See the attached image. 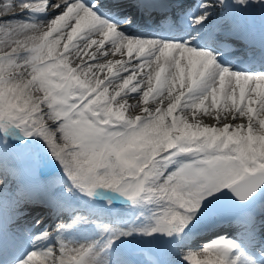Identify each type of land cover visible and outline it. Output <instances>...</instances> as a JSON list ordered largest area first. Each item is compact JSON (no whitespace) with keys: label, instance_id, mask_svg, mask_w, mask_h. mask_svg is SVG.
I'll return each instance as SVG.
<instances>
[{"label":"snow or ice","instance_id":"1","mask_svg":"<svg viewBox=\"0 0 264 264\" xmlns=\"http://www.w3.org/2000/svg\"><path fill=\"white\" fill-rule=\"evenodd\" d=\"M236 2L244 5L247 0ZM44 6L21 4L19 8ZM96 6L56 0L53 10L60 9L59 15L47 25L30 31L11 22L4 26L0 126H25L29 135L43 137L75 186L89 195L96 189H110L133 202L145 195L164 202L166 207L147 235L181 231L206 194L227 188L243 200L264 184V73L231 72L217 65L211 53L180 43L126 37L98 17ZM208 15L198 17L196 23ZM106 42L113 53L135 54L143 63L131 66L126 77L101 78L105 69L119 74L130 67L128 62L108 59ZM17 53L25 54L22 63L11 58ZM81 53L95 64L84 63ZM145 67L141 81L133 84ZM145 81L143 91L140 85ZM110 86L114 93L109 92ZM125 90L142 92L133 107L139 108L143 100V118H125ZM150 96L162 97L155 108L147 107ZM165 99L167 105L161 106ZM178 108L183 118L174 116ZM199 111L215 114L222 126H201L195 116ZM221 114L224 120L231 115L247 122L231 127L223 123ZM52 124L57 127L49 130ZM181 154L194 159L157 183L162 174L157 169L160 158L170 160ZM233 247L230 241L210 245L195 264H230ZM98 255L92 249L63 250L50 258L31 253L21 264H86V258ZM187 259L190 262L192 256Z\"/></svg>","mask_w":264,"mask_h":264},{"label":"bare ground","instance_id":"2","mask_svg":"<svg viewBox=\"0 0 264 264\" xmlns=\"http://www.w3.org/2000/svg\"><path fill=\"white\" fill-rule=\"evenodd\" d=\"M90 1L92 0H81L85 5L91 3ZM96 1L98 2V5L93 10L98 17L106 23L117 26L118 32L122 35L129 38L156 40L159 42H174L183 45L185 44L182 43V40L192 36L194 30L197 29H194L192 26L194 20L200 16V13L210 9L202 7V5L211 4L213 8L217 5L213 0L181 1L172 6L165 4L166 10L172 7L176 9L178 13L184 12L188 7L190 8L188 9V17L185 19V23L181 19V26L176 28L173 27V24H178L179 20L172 19V24L171 26L169 25L172 30L164 31L163 25L166 26V24L164 21H161L164 18L156 17L155 15L151 18H144L141 15L142 11L136 12L132 9V7L138 3L136 0ZM59 2H63V0H59ZM55 3L56 0H0V48L4 47L3 32L6 24L11 22L16 25L27 26L29 31L33 26L37 28L43 27L59 15L60 9L53 10V8H51L49 10V7L53 6ZM182 3L185 4L182 5ZM248 3H251V0ZM21 4H43L45 6L43 8L36 7L34 9H20L19 6ZM115 4H119L120 7H113ZM258 4H260L261 7H264V2H261L255 4L254 9H256ZM151 9L156 10L157 8L151 7ZM128 20H131L130 25L126 23ZM158 23H160V25ZM249 41L251 40L249 39ZM195 42L198 45L196 47L194 45L195 43H192L191 46H193V48L205 51L201 48L203 43ZM217 42L219 41L217 40ZM226 45L229 46V43H226ZM105 49L109 53L108 59L128 62L130 67L128 72L121 71L119 74L116 73L115 69H113L112 73H108L107 69H105L104 73L99 74L101 78L104 76H108L109 79H118L119 76L126 77L132 70L131 66H138L139 63H143V60H137L135 54L132 57H129L126 52L123 55L113 53L109 42H106ZM90 51H95V48ZM80 55L84 63L95 64V61L91 60L88 55L84 53H81ZM99 55L100 54L98 53V57ZM24 56V53H17L11 58L18 63H22ZM73 59H76V57L73 56ZM216 64L221 68L229 69L231 72L241 73L225 66L223 60L217 61ZM117 67H119V65H117ZM147 70L148 69L145 67L141 72H138L136 80L132 83L137 84L141 81L143 74L147 72ZM262 73H264V69L262 70ZM166 74L167 73L164 75ZM115 82H118V80ZM152 83L153 86H155L154 79ZM131 86L132 85H129V88H131ZM140 87L143 91H146L147 82L145 81ZM109 92L114 93V88L112 86L109 87ZM125 92L128 95L127 97H124V99L128 100L124 109L125 118H135L136 116H141V118H143L145 115L143 111V108L145 107L143 100H140L139 108L133 107L136 105V100L139 99L140 95L142 96V92L131 93L128 90H125ZM125 92H122V95H125ZM166 95L167 93L165 91V96ZM158 99H162V97L150 96L147 107L155 108L158 106ZM166 105L167 100L165 99L164 105L161 106ZM221 109H217L216 111H221ZM176 115H180L181 118H183L179 108L177 109V112L174 113V116ZM195 116L196 120L201 123V126H222L218 123L215 114L209 115L203 111H199ZM171 119L172 118L170 117L169 122ZM189 119L191 121V117H189ZM220 119L223 120V123L228 124L231 127L238 124H246L247 122L246 118L233 120L231 115L224 120L223 114H221ZM10 127H15V125L0 126V142L5 141L6 138L4 135L7 134V130L11 132L12 136L14 135V132L11 131ZM56 127V124H52L49 130H54ZM18 132L24 134V136L21 134L16 135L14 136V141L17 138L20 139L19 144H22L21 147L13 142H7L4 145H1L2 143L0 144V197L4 194L6 189H11L10 196L15 195L19 186L15 185L14 181L19 171H21L19 168H23L21 167L22 165H31L34 168V165L38 163V160L43 155H48L58 161L61 165V169L65 171L64 166L53 154L51 148L43 137L36 133L29 135L28 132L25 133L21 130ZM28 135L30 136L29 139H27ZM34 143L37 146L33 147L32 144ZM7 148L9 151L16 149V153L14 152L13 155L8 154ZM25 159L26 163H22ZM193 159L194 157L188 154L173 156L170 160L160 158V163L158 164L157 169L162 174L159 180H157V183L163 182L164 178L169 174L177 171L183 165L191 163ZM58 179L63 181L64 184H58L54 193L51 192V183L55 180H52L49 177L44 179L47 188H43L41 184L32 181V178H28L26 182H23L24 191L27 195L25 198H22L23 200L21 202L25 201L29 203L33 213L31 215L15 216V223H13L15 232L19 233V230L24 231L18 235L20 240L16 245H21L20 249L18 250L17 247L14 246L15 250L13 251V257L8 264H21V261L31 253H37L38 255L50 258L54 252L75 249H92L93 252H99L98 256L86 258V264H123L127 261L132 264H148L151 262L152 264H195L196 260L203 258L201 253L206 247L216 245L217 242L223 241L219 236L215 235L214 227L206 226L202 223L194 228L192 227L216 192L211 195H205V198L201 201L200 208L194 214H189L192 216V219L187 226L182 228L181 231H173L169 236L160 237L157 232L147 235L146 231L154 227L156 219L161 215L162 209L166 207L164 202H157L154 199H148L145 195L138 198L135 202L132 201L130 206L124 207L121 210L118 209L116 214L113 213L109 215L101 207H96L92 200L85 197L84 193L81 192L79 188H76L74 183H69L65 178L61 177ZM59 199L62 201H59ZM63 201L73 203V209L72 206L65 207ZM2 203L3 199L0 198V205ZM50 204L57 206L55 208L58 212L57 215H55V212L51 209ZM74 209L77 210L80 215H76L75 213L71 214ZM40 216H44V220L35 226ZM66 223L67 225H65ZM238 226L239 225L233 223L232 227L227 226V228L235 230ZM263 227L264 225H262V228ZM70 229L73 230V232L67 236L66 231ZM185 230L191 231L189 237L186 236ZM238 231H240L241 234L243 233L242 230ZM120 233L130 234L120 235ZM182 235H184V237H182ZM57 239L60 241L59 245H57ZM109 241H111L110 244ZM248 241L256 243L258 248H260L262 242L264 243V240L261 241L259 239V234L254 240ZM233 245V251H237L238 245ZM50 246L54 247V251L49 250ZM233 254V252L229 253L230 264L234 261L232 259L234 256ZM191 256L192 260L189 262V259L187 258ZM257 256L264 261V255L257 253ZM65 259L68 260L70 257L66 256ZM263 261L253 262L254 264H264ZM235 264L244 263L235 261Z\"/></svg>","mask_w":264,"mask_h":264},{"label":"rangeland","instance_id":"3","mask_svg":"<svg viewBox=\"0 0 264 264\" xmlns=\"http://www.w3.org/2000/svg\"><path fill=\"white\" fill-rule=\"evenodd\" d=\"M89 4H87V6H88ZM53 6H51L50 8H49V10L52 8ZM23 127H25V126H23ZM26 128V127H25ZM26 130L27 131H29L27 128H26ZM161 233V232H160ZM163 233V232H162ZM163 234H165V233H163ZM168 234V233H167Z\"/></svg>","mask_w":264,"mask_h":264}]
</instances>
